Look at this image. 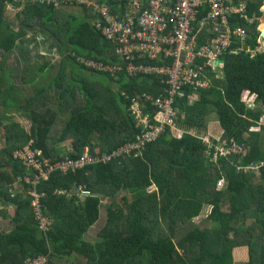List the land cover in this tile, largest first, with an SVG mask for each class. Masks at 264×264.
I'll return each mask as SVG.
<instances>
[{
    "label": "trees",
    "instance_id": "16d2710c",
    "mask_svg": "<svg viewBox=\"0 0 264 264\" xmlns=\"http://www.w3.org/2000/svg\"><path fill=\"white\" fill-rule=\"evenodd\" d=\"M99 1L112 8L121 3ZM242 1L247 16L261 15V0ZM60 3L78 7L80 14H66L53 2L0 0V119L15 107L29 113L30 121L28 129L13 117L0 123V202L15 209L10 226H0V264H24L39 257L44 258L41 264H236L232 249L240 246L247 247L248 258L239 264H264V165L258 174L236 167L264 161V52L235 51L234 37L224 54L222 76L206 71L207 85L195 90V100L189 101L193 91L186 88L175 102L172 124H165L152 141L106 162H85L67 172L52 170L34 185L26 181L39 170L17 152L33 151L42 169L47 166L44 161L76 160L85 152L109 154L145 131L131 99L142 91L164 93L155 75L127 76L86 65L88 59L119 63L117 44L101 35L98 14L90 8ZM9 4L17 10L18 24L4 16ZM238 20L246 27L245 42L254 49L256 20L248 25L236 16L228 23L232 27ZM30 29L53 35L64 54L61 62L37 60L32 70L7 64L17 41ZM203 37L196 35L197 44L204 43ZM54 67L56 74L41 83ZM21 86H32L24 101ZM250 92L256 95L252 108L245 102ZM140 107L141 115L155 123L153 105L140 101ZM209 121L213 123L207 126ZM215 132L220 136L214 138ZM224 139L225 153L216 152L213 161ZM233 140L247 146L245 155L226 153ZM64 141L70 147L62 154L59 146ZM220 178L225 184L218 187ZM151 185L155 189L148 191ZM32 189L41 194L38 210L50 222L44 230L31 205ZM79 189L89 195L80 197ZM102 198L108 202L101 211ZM205 205H211V211L197 225L193 219ZM98 221L102 223L92 233L94 239H85Z\"/></svg>",
    "mask_w": 264,
    "mask_h": 264
},
{
    "label": "built area",
    "instance_id": "2783aa9c",
    "mask_svg": "<svg viewBox=\"0 0 264 264\" xmlns=\"http://www.w3.org/2000/svg\"><path fill=\"white\" fill-rule=\"evenodd\" d=\"M66 1L83 5L98 14L96 28L105 39L113 40L117 44L115 54L119 58V63L109 64L88 59L85 61L86 65L111 73L120 70L127 76L155 75L165 85L164 94L153 96L141 93L131 99L132 111L145 131L138 135L136 140L128 142L109 154L92 156L85 152L76 160L66 157L55 163L44 161L43 163L47 166L42 169L33 151L24 148L17 152L18 156L24 157V161L39 170V173L32 178L26 177V181H31L33 185L38 181L39 176L45 178L52 170L67 172L69 169L79 168L85 162H106L123 152L137 150L146 142L156 138L165 124H172L175 116L174 100L184 96L186 88H192L193 92L190 96L192 94L195 96L194 92L197 88L207 85L206 71L209 69L217 71V61L230 48L231 38L243 39L246 36V29L243 26L228 25V17L234 15L250 22L244 14L245 6L235 4L231 0H115V3H121H116L113 8L109 3L99 0H40L45 4L53 2L56 7L60 5L59 2ZM260 11L264 12V6L260 7ZM218 22L224 23L225 28L219 29L208 44L198 45L193 24L197 23L202 28L212 24L216 29ZM261 35L260 43H264V33ZM258 48L261 49V46ZM236 49L242 50V47H236ZM254 50L245 49L251 55L254 54ZM140 101H147L155 106L153 116L155 123H151L147 115H141ZM216 152L220 154L214 151L213 159L217 156ZM223 184H225L223 178L217 180L218 187ZM58 193L63 194L64 191L58 190ZM29 194L32 196L31 205L36 212L35 217L39 228L44 230L46 220L38 211L41 194L35 189H32ZM78 195L83 198L89 195V191L79 189ZM43 262L44 258L39 257L27 260L24 264Z\"/></svg>",
    "mask_w": 264,
    "mask_h": 264
},
{
    "label": "rangeland",
    "instance_id": "374dc122",
    "mask_svg": "<svg viewBox=\"0 0 264 264\" xmlns=\"http://www.w3.org/2000/svg\"><path fill=\"white\" fill-rule=\"evenodd\" d=\"M60 6H62L60 9H62L66 14L69 15H78L80 14V9L78 7H69V6H64L62 3H60ZM16 8H14V5L9 4L5 10H4V16L6 18L7 21L11 22V23H16L18 20V17H16ZM259 28H261L259 26ZM45 31V29H44ZM28 34L24 37V40H33L35 39V44L31 47V49L35 50V51H29V55L27 54V58L26 56L24 58H26V61H24L23 63H20L19 61H17V57L20 56V53L18 50H14L12 52H10V59L12 58L13 60V67L16 69H20L23 67H30L35 65L37 60H48L49 62L54 63H59L61 62V57H64V54L60 52L59 49H61L59 42L54 39L53 37H51L50 35H43L46 33H40L36 34L33 29L28 30L27 32ZM33 42V41H30ZM22 44V43H21ZM2 50H0V56H2L1 54ZM9 59V58H8ZM38 66V65H37ZM30 70L33 69V67L29 68ZM56 70L57 68H52V69H48V76L47 77H42L41 78V83H46V81L49 79V77H51L52 75L56 74ZM20 74V70L18 71L17 75ZM19 78L17 79L18 83H21L20 81V76H18ZM32 86H28L27 88H23L21 86V91L24 92V95L22 96V98L20 99L21 101H24L25 98L27 96H29V93L31 92ZM255 95H248L247 102L255 103ZM79 99L81 98V95H79ZM191 100H195V96L192 94V96L189 97V101ZM247 104V103H246ZM248 105V104H247ZM0 110L1 113L3 112V107L0 105ZM28 114L25 110H19L15 107H12L8 110L5 111V118H1L0 123L5 124L6 123V118L7 117H13V119H15V121L19 122L25 129H28L29 125H30V121L28 119ZM1 116V115H0ZM214 122V120H213ZM213 122L209 121L207 123V126L211 125ZM206 138V137H203ZM3 141H2V128L0 127V147L2 146ZM70 147V143L68 141H64L60 144L59 148L61 149L62 154H65ZM225 153V152H224ZM223 153V154H224ZM154 188L153 185L149 186L147 188L148 191H152ZM155 189V188H154ZM13 195V193L11 194V196ZM65 196L69 197V194H66ZM108 202L107 198H102L101 199V211L104 208V204ZM209 206L205 205L203 207V209L201 210L200 214L195 217L193 219L194 223L197 225H201L203 223V219L205 218L207 211L209 210ZM3 211L6 214H4L3 216L0 215V226H2V228H8L11 224V222L9 221V219L11 218L12 214L14 213L15 209L10 206L9 203L7 202H0V212ZM39 211V210H38ZM102 215V214H101ZM46 220V226L49 225V220H47V218L45 216H43ZM44 221V219H42ZM102 221H98L95 225L91 226L89 229V232L85 234L84 238L87 240H93L94 239V235L92 234L93 232H97L98 231V227L101 225ZM232 257L233 260L236 262V264L245 262L248 258V254H247V248L245 247H234L232 249Z\"/></svg>",
    "mask_w": 264,
    "mask_h": 264
},
{
    "label": "crops",
    "instance_id": "0c3cea01",
    "mask_svg": "<svg viewBox=\"0 0 264 264\" xmlns=\"http://www.w3.org/2000/svg\"><path fill=\"white\" fill-rule=\"evenodd\" d=\"M262 1V3H261V5L259 6V8L261 7V6H264V0H261ZM234 3L235 4H243L244 6H245V12H246V4H245V2L244 1H242V0H234ZM258 8V10H259V12H260V9ZM260 16L259 15H255V17H249V16H247L246 15V13H245V15H246V18H248L249 20H250V22H248L246 19H244V18H239L238 16V18L239 19H241V20H243L244 22H246L248 25L249 24H251L254 20H256V26H255V28H256V30H257V32L259 33L258 35H257V37H256V42H257V45H256V47H255V50H257V51H261V52H264V43H260L261 42V39H262V35L261 34H263L264 33V29L263 28H259V26H261L262 24H264V13H261L260 12ZM231 17H236V16H234V15H231V16H229L228 18L230 19ZM237 24H240L239 23V20L236 22V24H234L233 26H235V25H237ZM228 25H229V23H228ZM240 25H242V24H240ZM246 25V24H245ZM193 26H194V34H195V40L197 41V39H196V35H198V34H201V36H204L203 37V39H204V43L202 44V45H205V44H208L209 43V41H210V39L211 38H213L214 36H216V34L218 33V30L219 29H224L225 28V24L224 23H222V22H218V24H217V26H216V29L214 28V25L212 26V25H209V26H206V27H199L198 26V24L197 23H194L193 24ZM230 26V25H229ZM232 26V27H233ZM245 29H246V27L244 26V25H242ZM231 27V26H230ZM215 33V35L214 36H212L211 38H208L207 39V41H206V39H205V37H210L209 35L210 34H214ZM238 40V44H240L243 48H246V47H248V44L245 42V40H239V39H237ZM206 41V42H205ZM198 45H201V44H198ZM230 46H231V41H230ZM237 46V45H236ZM235 46V47H236ZM261 46V49H259L258 47H260ZM253 50V49H252ZM255 50H254V53H255ZM30 51H35V50H30ZM27 52V53H26ZM26 52H22V53H20V57H21V61H22V63L24 62V61H26V58H27V54L29 55V52H28V49H26ZM26 56V58H24ZM223 57V55L222 56H220V58H222ZM6 58V57H5ZM13 64V60H12V58L11 59H9L8 60V63L7 64ZM13 66V65H12ZM139 75V74H138ZM215 76L217 77V78H220L222 75H220L219 73H217V74H215ZM141 93H147V94H151V93H148V92H146V91H142ZM141 93H139V94H141ZM151 95H153L154 96V94H151ZM155 113V112H154ZM174 114H176V113H174ZM173 120V119H172ZM215 122H217L216 120H214ZM208 129H209V127H208ZM181 133V132H180ZM214 138H216V136H220V134L218 133V132H215L213 135H212ZM240 248V247H239ZM245 248V247H244Z\"/></svg>",
    "mask_w": 264,
    "mask_h": 264
},
{
    "label": "clouds",
    "instance_id": "9594fccd",
    "mask_svg": "<svg viewBox=\"0 0 264 264\" xmlns=\"http://www.w3.org/2000/svg\"><path fill=\"white\" fill-rule=\"evenodd\" d=\"M231 1H233L234 2V0H231ZM260 9V8H259ZM261 12V11H260ZM261 13H264V12H261ZM244 14H245V12H244ZM246 16V15H245ZM209 25H212V24H209ZM208 25V26H209ZM238 25H240V24H238ZM242 26V25H241ZM246 35H247V32H246ZM233 38V37H232ZM231 38V39H232ZM235 38V37H234ZM245 38V37H244ZM244 38L243 39H241V40H244ZM236 39H239L240 40V38H236ZM236 47H242L240 44H237V46ZM236 47H234L235 49H236ZM230 48H231V46H230ZM229 48V49H230ZM246 48H248V49H250V50H252V48H250V47H246ZM246 48H243L242 47V50H244L245 51V49ZM228 49V50H229ZM255 49V48H254ZM237 50V49H236ZM234 51V50H233ZM238 52H240L241 50H237ZM247 52V51H246ZM257 52V51H256ZM255 52V53H256ZM250 53V52H249ZM254 53V54H255ZM225 54V53H224ZM224 54H222L223 56H224ZM253 54V55H254ZM221 55V56H222ZM225 57V56H224ZM219 59H220V57H219ZM219 59H218V63H220V65H218V63L216 64L217 65V67H216V69H217V71L215 72V71H213V72H215L216 74L217 73H219L220 75H222L221 74V67H222V65H223V63L224 62H219ZM225 60V59H224ZM135 76V75H134ZM164 85V84H163ZM164 88H165V85H164ZM195 93V92H194ZM164 94V93H163ZM160 95H162V94H160ZM248 95H250V96H252V95H255V94H253V93H249ZM248 95H245V98H247L248 97ZM154 96H158V95H154ZM256 96V95H255ZM183 97V96H182ZM190 97V96H189ZM178 98H180V97H177L175 100H174V102H173V109H174V113L176 112V109L174 108V106H175V102H176V100L178 99ZM197 98V95H196V93H195V99ZM248 105H247V107H250V108H252V107H254L255 106V103L254 102H252V103H249V102H247V99H246V101H245ZM150 105H152V104H150ZM153 108H155V106L153 105ZM155 110H156V108H155ZM155 114V113H154ZM175 116H176V114H175ZM262 121V119L260 118L259 120H258V122H261ZM248 129L249 130H254V131H257L256 129H254V128H251V127H248ZM227 143V140L226 139H224L223 141H221L220 142V145H219V148H218V151L220 152V154H223L224 153V151H223V148H222V145H224V144H226ZM229 152H233L234 154H239L240 156L241 155H245L246 154V152H247V146L246 145H244L243 143H238V142H236L235 140H233V141H231L230 142V147H229V150H227L226 151V153L228 154ZM217 155H219V154H217ZM217 160V156H216V158L215 159H213V161H216ZM264 165V161H260V162H249V163H247L246 165H244V166H240V165H236V167H237V170L238 169H242V170H244V171H246V170H250L251 172H255L256 174H258V170H259V168L261 167V166H263ZM210 208H209V210L207 211V214L211 211V208H212V206L211 205H208ZM207 214H206V216H207ZM205 216V217H206ZM240 247H246V246H240ZM247 248V247H246Z\"/></svg>",
    "mask_w": 264,
    "mask_h": 264
},
{
    "label": "water",
    "instance_id": "95a60500",
    "mask_svg": "<svg viewBox=\"0 0 264 264\" xmlns=\"http://www.w3.org/2000/svg\"><path fill=\"white\" fill-rule=\"evenodd\" d=\"M40 33V32H39ZM41 33H46V34H43V35H45V36H47V35H50L51 37H53V35L49 32V31H47V30H41ZM54 38V37H53ZM25 38H23V39H21V40H18L17 41V46H16V48H15V50H18L19 49V45H21V43L22 44H24L25 43V41L26 40H24ZM31 41H33V42H35L36 40H31ZM30 42V41H29ZM14 51V50H13ZM224 59H225V57L223 56L222 58H220L219 59V62H224Z\"/></svg>",
    "mask_w": 264,
    "mask_h": 264
},
{
    "label": "flooded vegetation",
    "instance_id": "af4514ba",
    "mask_svg": "<svg viewBox=\"0 0 264 264\" xmlns=\"http://www.w3.org/2000/svg\"><path fill=\"white\" fill-rule=\"evenodd\" d=\"M37 34H39V33H37ZM33 40H35V39H33ZM31 41V40H30ZM35 44V42H29V40H26L25 41V43L24 44H22L23 46L21 47V49H20V51L21 52H26V49H28V52L30 51V50H32L31 49V47L33 46ZM27 53V52H26ZM19 57V56H18ZM20 58V60H21V57H19ZM22 62V61H21Z\"/></svg>",
    "mask_w": 264,
    "mask_h": 264
},
{
    "label": "bare ground",
    "instance_id": "6f19581e",
    "mask_svg": "<svg viewBox=\"0 0 264 264\" xmlns=\"http://www.w3.org/2000/svg\"><path fill=\"white\" fill-rule=\"evenodd\" d=\"M261 28H263V29H264V24H262V25H261Z\"/></svg>",
    "mask_w": 264,
    "mask_h": 264
}]
</instances>
